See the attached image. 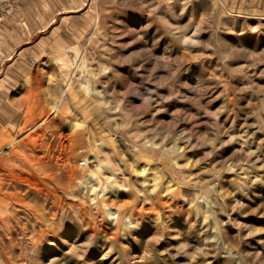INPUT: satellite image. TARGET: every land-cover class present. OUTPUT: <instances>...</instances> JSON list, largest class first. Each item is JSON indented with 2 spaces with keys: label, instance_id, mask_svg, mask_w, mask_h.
Returning a JSON list of instances; mask_svg holds the SVG:
<instances>
[{
  "label": "rangeland",
  "instance_id": "1",
  "mask_svg": "<svg viewBox=\"0 0 264 264\" xmlns=\"http://www.w3.org/2000/svg\"><path fill=\"white\" fill-rule=\"evenodd\" d=\"M9 124L0 264H264V0H0Z\"/></svg>",
  "mask_w": 264,
  "mask_h": 264
},
{
  "label": "bare ground",
  "instance_id": "2",
  "mask_svg": "<svg viewBox=\"0 0 264 264\" xmlns=\"http://www.w3.org/2000/svg\"><path fill=\"white\" fill-rule=\"evenodd\" d=\"M30 2V1H29ZM26 5V4H25ZM26 7V6H25ZM22 10V9H21ZM35 12V11H34ZM37 18V17H36ZM25 19V18H24ZM27 20V19H26ZM30 25V24H29ZM26 26V25H25ZM28 40V39H27ZM67 100H68V96H67V93H65L64 91H62L61 93V98L59 101H56L55 103L52 104L51 106V110L52 112H56L58 113L59 115H63L64 114V109H65V105L67 104ZM24 103V102H23ZM29 104V103H28ZM28 112V110H27ZM47 116V115H46ZM45 116V117H46ZM47 118H45L46 120ZM43 120V119H42ZM34 122V120H33ZM11 123V122H10ZM43 123V122H42ZM35 124V123H34ZM33 125V124H32ZM41 125V124H40ZM11 127V125H7L5 130L1 133H0V142L2 140H5L6 138H8V133L6 132L8 130V128ZM4 128V126H3ZM18 130V128L16 129ZM21 130V129H20ZM19 131V130H18ZM12 134V133H11ZM66 135V134H65ZM64 137V136H63ZM69 137V136H68ZM59 138V137H58ZM71 139L69 138H63V143H60V153L58 155L57 158H55L56 162L54 164V167L55 169L57 168H62L64 170V173L65 175L68 177V178H76L77 176V166H76V163L74 162L75 161V157L76 155L78 154L77 152L80 150V147L82 146L81 143L73 140L75 139V137H71ZM48 139V138H47ZM51 140H54L51 139ZM61 140H62V136H61ZM55 141V140H54ZM3 142V141H2ZM59 142V140H58ZM61 142V141H60ZM10 143V142H9ZM45 143V142H44ZM14 144V143H13ZM16 144V143H15ZM19 144V143H18ZM59 144V143H58ZM2 145V144H1ZM30 145V144H29ZM5 146V145H4ZM19 146V145H18ZM17 145L13 146L10 151H9V155L7 156L8 157V160L7 162L10 163V160L11 161H18L20 163V165L22 166L21 168L24 169L27 171V166H29V164L31 163L30 159H29V156L26 155V153H24V148H20L18 147ZM21 146V145H20ZM48 146V145H47ZM49 147V146H48ZM38 148V147H37ZM23 149V150H22ZM30 149V148H29ZM49 149V148H47ZM54 149V148H53ZM26 150V149H25ZM46 150V149H45ZM32 151V150H31ZM59 151V150H58ZM49 152V151H48ZM54 152V151H53ZM80 152V151H79ZM51 153V152H50ZM33 154V152H32ZM54 154V153H53ZM49 156V154H48ZM2 157V156H1ZM5 157V156H4ZM44 157V156H43ZM50 158V157H49ZM4 159V158H3ZM7 159V158H6ZM42 159V158H41ZM44 160V159H43ZM46 160V159H45ZM51 160V159H50ZM52 160H53V157H52ZM16 161V162H17ZM59 162L61 164H59ZM12 164L14 162H11ZM52 163V162H51ZM50 163V164H51ZM18 164V163H17ZM98 164V163H97ZM4 165V164H3ZM14 165V164H13ZM32 166V168H35L36 170H44V168H47V166L45 165L44 166V162L43 161H38V162H33L32 161V164H30V166ZM15 166V165H14ZM19 165H17L18 167ZM16 167V166H15ZM100 167V166H99ZM27 168V169H26ZM31 168V169H32ZM30 169V170H31ZM31 174L32 172L29 171ZM35 172V171H34ZM60 172V171H59ZM17 173V172H16ZM30 174V175H31ZM35 174V173H34ZM33 174V177H35L34 179H37L36 176H34ZM44 174V173H43ZM22 175V174H21ZM17 177H21L20 175L18 176V174L16 175ZM27 177V175H25ZM32 177V176H31ZM2 178V176L0 177ZM25 178V177H24ZM39 178V177H38ZM23 179V178H22ZM16 180V179H15ZM27 181V179H24ZM38 180V179H37ZM45 181V180H43ZM77 181V179H76ZM46 182H48L46 180ZM80 182V181H79ZM5 183V182H4ZM8 183V182H7ZM26 183V182H25ZM49 183V182H48ZM12 185V184H11ZM50 185V184H49ZM6 186V185H5ZM53 186V185H52ZM51 186V187H52ZM18 188V187H16ZM15 188V189H16ZM20 188V187H19ZM4 190V189H3ZM2 189H0V234L1 233H4L6 232L7 234H11L12 231H13V227L14 226H11L10 223L14 220V217L17 213V211H15L13 209L12 206L14 205H20V207H22V209L25 211L28 212V215H33V212L32 210H29V209H26L22 204H20V202L17 200V198L15 197V194H11L9 192H6V191H3ZM13 190V189H12ZM18 190V189H17ZM53 190V189H52ZM54 191V190H53ZM11 192V191H10ZM13 192V191H12ZM51 192V191H50ZM70 192V191H69ZM72 192V191H71ZM49 193V192H48ZM51 194H55V192L51 193ZM53 197V196H52ZM99 205V204H97ZM37 208V207H36ZM31 209V208H30ZM31 217V216H30ZM18 224V222H17ZM20 226V225H19ZM33 227V226H32ZM31 227V228H32ZM33 230V228H32ZM45 234V232H40V235H43ZM2 238H0L1 240ZM4 257H3V253L2 251H0V261H4L3 260ZM0 262V263H1ZM5 264V263H4Z\"/></svg>",
  "mask_w": 264,
  "mask_h": 264
},
{
  "label": "crops",
  "instance_id": "3",
  "mask_svg": "<svg viewBox=\"0 0 264 264\" xmlns=\"http://www.w3.org/2000/svg\"><path fill=\"white\" fill-rule=\"evenodd\" d=\"M52 49H53V50H56V48H55V47H52ZM16 71H17V70H16ZM16 74H18V75H21V74H22V72H21V71H19V69H18V71H17V73H16ZM10 117H11V116H8V117H7V119H8V121H9V122H10Z\"/></svg>",
  "mask_w": 264,
  "mask_h": 264
},
{
  "label": "built area",
  "instance_id": "4",
  "mask_svg": "<svg viewBox=\"0 0 264 264\" xmlns=\"http://www.w3.org/2000/svg\"><path fill=\"white\" fill-rule=\"evenodd\" d=\"M4 9H6V11H9L10 10L9 4L4 5Z\"/></svg>",
  "mask_w": 264,
  "mask_h": 264
}]
</instances>
